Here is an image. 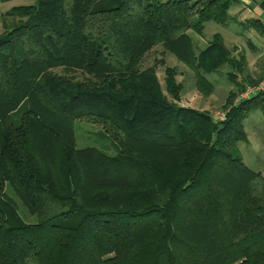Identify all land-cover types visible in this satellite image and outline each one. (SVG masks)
I'll use <instances>...</instances> for the list:
<instances>
[{"label":"trees","instance_id":"16d2710c","mask_svg":"<svg viewBox=\"0 0 264 264\" xmlns=\"http://www.w3.org/2000/svg\"><path fill=\"white\" fill-rule=\"evenodd\" d=\"M33 1L1 17L0 264H264V176L237 148L264 94L216 121L180 104L174 67L162 86L140 66L160 47L210 96L207 76L246 60L189 32L237 0ZM75 122L119 153L77 149Z\"/></svg>","mask_w":264,"mask_h":264},{"label":"rangeland","instance_id":"374dc122","mask_svg":"<svg viewBox=\"0 0 264 264\" xmlns=\"http://www.w3.org/2000/svg\"><path fill=\"white\" fill-rule=\"evenodd\" d=\"M160 1L165 2L168 0ZM33 4V0H11L8 2L0 0V34L2 32V16L13 8L30 6ZM249 5L251 7L253 4L251 3ZM232 16L235 20L245 23L251 19V14L248 13L246 9L239 12V14H235L232 11ZM237 21L235 23L229 19L228 25L208 22L204 25L201 35H197L193 31L189 32L198 51L204 49L206 46L205 42L208 43L215 34L221 35L226 42L240 37L237 39V43H234V47H228L232 56H236L237 58L245 55L247 59H253L252 57L255 59L250 61V68L253 69L251 74L248 70L242 73L232 72L229 67L224 66L217 74L207 76L208 81L213 84V92L208 97L203 96L196 90L193 72L179 63L173 55L162 53L160 47L154 48L146 55L140 66L142 69L155 67L162 86L165 67H174L178 74L177 79L183 85L180 104L188 108L190 103L196 102L197 108L200 109L199 107H201L207 109L214 120L220 121L223 116L225 119L229 109L242 102L241 98L245 97L247 88L257 87L260 81L264 79V41L260 40L261 37L255 31L248 32ZM196 37H201L202 40H198ZM247 40L250 44H247ZM257 52L260 54L258 58ZM161 61L164 62V65ZM256 69L261 72L257 73L255 71ZM233 80L236 81L237 86L233 83ZM240 87H242V89L239 90ZM228 100H230L231 104L226 108V102ZM261 118V112L255 111L248 115L244 120L245 122L243 121V129L247 140L239 143L237 148L240 149L246 166L252 171L258 172L264 176V122H261ZM74 129L76 137L75 146L77 149L92 147L111 156L119 153V148L116 144L103 134L100 128L90 124L75 122ZM24 212L30 221L33 222L35 220V218L29 217L25 210ZM26 217L24 218L25 220H27Z\"/></svg>","mask_w":264,"mask_h":264},{"label":"crops","instance_id":"0c3cea01","mask_svg":"<svg viewBox=\"0 0 264 264\" xmlns=\"http://www.w3.org/2000/svg\"><path fill=\"white\" fill-rule=\"evenodd\" d=\"M253 4L251 7H250V5L249 4ZM258 1H256V2H252L251 0H237V2L236 3H234L233 5H232V7H231V9H230V11H229V16H230V19H231V21H233V22H235L236 23V21L237 20H235L234 19V17L232 16V11L235 13V14H239V12H242V11H244V9H246L247 11H248V13H250L251 14V16H250V18L251 19H249V20H252V19H257V20H259L262 24H264V12H262L260 9H259V7H258ZM253 7V8H252ZM248 20V21H249ZM241 26H243L244 28H245V22H242V21H237ZM226 25H228V23L226 24ZM246 29V28H245ZM248 32H254V30H249V29H246ZM256 32V31H255ZM257 33V32H256ZM258 34V33H257ZM260 37H261V41H264V36H261V35H259ZM191 37V36H190ZM192 38V37H191ZM198 40H202V38L201 37H196ZM223 38V37H222ZM240 37H237L236 39H234V40H231V41H228V42H226L224 39V44H225V46L228 48V47H234V43H237V39H239ZM259 40V41H260ZM247 42V44H250L249 42H248V40L246 41ZM205 44L207 45V42H205ZM253 47V46H252ZM254 49V48H253ZM253 53V52H252ZM257 54V58L260 56V54L257 52L256 53ZM234 57H236V56H234ZM243 57L245 58V60H246V68H245V70L247 71H249L250 72V74H251V72H252V70L253 69H251L250 68V61H252V60H255L254 59V57H252L253 59H251V58H249V59H247L246 58V56L245 55H243ZM244 70V71H245ZM257 73H260L261 71H258L257 69L255 70ZM208 79V78H207ZM179 81V80H178ZM211 83V82H210ZM212 84V83H211ZM213 85V84H212ZM188 108H190V109H194V110H198V111H206V112H208V110L207 109H205V108H201V107H199L200 109H198L197 108V105H196V102H192V103H190L189 104V107ZM262 114V113H261ZM261 120V122H264V114H262V118L260 119ZM245 122V121H244ZM242 144H245V143H242ZM239 151H240V149H239ZM241 153V152H240ZM242 155V154H241ZM243 158V157H242ZM243 161H244V159H243ZM245 163V162H244ZM246 165V164H245Z\"/></svg>","mask_w":264,"mask_h":264},{"label":"built area","instance_id":"2783aa9c","mask_svg":"<svg viewBox=\"0 0 264 264\" xmlns=\"http://www.w3.org/2000/svg\"><path fill=\"white\" fill-rule=\"evenodd\" d=\"M264 94V79L260 81L257 87L247 88L245 92V97L241 98L242 101L254 97L256 95ZM224 116L221 117L220 121H224Z\"/></svg>","mask_w":264,"mask_h":264}]
</instances>
